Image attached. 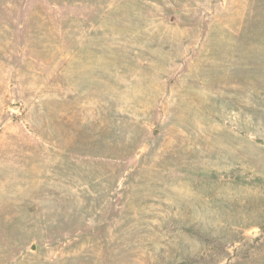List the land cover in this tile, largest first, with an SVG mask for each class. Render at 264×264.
Here are the masks:
<instances>
[{"label": "rangeland", "instance_id": "obj_1", "mask_svg": "<svg viewBox=\"0 0 264 264\" xmlns=\"http://www.w3.org/2000/svg\"><path fill=\"white\" fill-rule=\"evenodd\" d=\"M0 264H264V0H0Z\"/></svg>", "mask_w": 264, "mask_h": 264}]
</instances>
